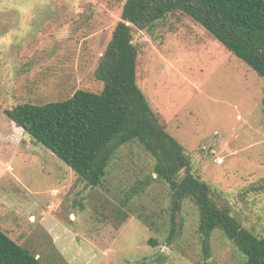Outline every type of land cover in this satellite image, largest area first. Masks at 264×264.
Here are the masks:
<instances>
[{
	"label": "rangeland",
	"instance_id": "1",
	"mask_svg": "<svg viewBox=\"0 0 264 264\" xmlns=\"http://www.w3.org/2000/svg\"><path fill=\"white\" fill-rule=\"evenodd\" d=\"M125 3L0 0V230L42 264H243L220 229L205 249L194 200L172 221L170 188L139 142L122 146L90 186L5 115L101 92L95 71ZM131 34L137 83L190 172L264 238V80L180 10Z\"/></svg>",
	"mask_w": 264,
	"mask_h": 264
},
{
	"label": "trees",
	"instance_id": "2",
	"mask_svg": "<svg viewBox=\"0 0 264 264\" xmlns=\"http://www.w3.org/2000/svg\"><path fill=\"white\" fill-rule=\"evenodd\" d=\"M176 10L204 27L264 80V0H126L125 22L116 26L95 71L103 83L101 92L77 90L67 100L19 104L5 115L90 186L102 183L122 146L139 142L153 156L157 178L170 188L173 222L183 200L190 198L199 208L205 249L212 232L220 229L245 255L243 264H264V238L213 201L210 186L190 172L183 146L160 124L137 83L132 28L148 31ZM0 264L42 263L0 230Z\"/></svg>",
	"mask_w": 264,
	"mask_h": 264
},
{
	"label": "built area",
	"instance_id": "3",
	"mask_svg": "<svg viewBox=\"0 0 264 264\" xmlns=\"http://www.w3.org/2000/svg\"><path fill=\"white\" fill-rule=\"evenodd\" d=\"M219 162H220V163H222V162H223V160H220Z\"/></svg>",
	"mask_w": 264,
	"mask_h": 264
}]
</instances>
